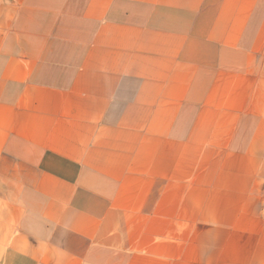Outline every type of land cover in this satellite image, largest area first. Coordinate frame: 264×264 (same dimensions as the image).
<instances>
[{
    "label": "crops",
    "instance_id": "obj_1",
    "mask_svg": "<svg viewBox=\"0 0 264 264\" xmlns=\"http://www.w3.org/2000/svg\"><path fill=\"white\" fill-rule=\"evenodd\" d=\"M0 264H264V0H0Z\"/></svg>",
    "mask_w": 264,
    "mask_h": 264
}]
</instances>
